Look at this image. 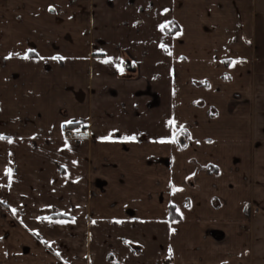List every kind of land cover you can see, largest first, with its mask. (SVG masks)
Returning <instances> with one entry per match:
<instances>
[{"label": "crops", "instance_id": "0c3cea01", "mask_svg": "<svg viewBox=\"0 0 264 264\" xmlns=\"http://www.w3.org/2000/svg\"><path fill=\"white\" fill-rule=\"evenodd\" d=\"M0 264H264V0H0Z\"/></svg>", "mask_w": 264, "mask_h": 264}, {"label": "built area", "instance_id": "2783aa9c", "mask_svg": "<svg viewBox=\"0 0 264 264\" xmlns=\"http://www.w3.org/2000/svg\"><path fill=\"white\" fill-rule=\"evenodd\" d=\"M61 130L65 134V136L69 138H75L78 136L86 135V131L84 127H82L79 131L75 132V131H69L66 125H62Z\"/></svg>", "mask_w": 264, "mask_h": 264}, {"label": "trees", "instance_id": "16d2710c", "mask_svg": "<svg viewBox=\"0 0 264 264\" xmlns=\"http://www.w3.org/2000/svg\"><path fill=\"white\" fill-rule=\"evenodd\" d=\"M177 29H178V28H175L174 30L171 29V30L169 31V33H172V32H174V31L177 30ZM170 219H172V220H174V219H178V216L174 213L173 209H171V212H170Z\"/></svg>", "mask_w": 264, "mask_h": 264}, {"label": "flooded vegetation", "instance_id": "af4514ba", "mask_svg": "<svg viewBox=\"0 0 264 264\" xmlns=\"http://www.w3.org/2000/svg\"><path fill=\"white\" fill-rule=\"evenodd\" d=\"M67 128H68V127H67ZM81 128H82V127H81ZM81 128H80V129H81ZM80 129H79V130H80ZM68 130H69V131H72V130H70V129H68ZM85 131H86V129H85ZM64 135H65V134H64ZM84 136H85V135H84ZM66 137H67V136H66ZM79 137H80V136H79ZM75 138H76V137H75Z\"/></svg>", "mask_w": 264, "mask_h": 264}, {"label": "snow or ice", "instance_id": "6c2138e0", "mask_svg": "<svg viewBox=\"0 0 264 264\" xmlns=\"http://www.w3.org/2000/svg\"><path fill=\"white\" fill-rule=\"evenodd\" d=\"M25 58H27V57H25Z\"/></svg>", "mask_w": 264, "mask_h": 264}]
</instances>
